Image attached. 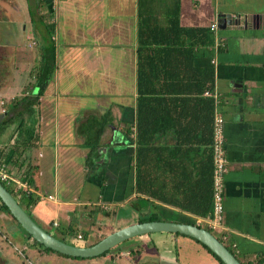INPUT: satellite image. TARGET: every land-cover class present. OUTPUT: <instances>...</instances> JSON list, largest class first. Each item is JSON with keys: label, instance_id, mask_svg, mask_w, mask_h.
Wrapping results in <instances>:
<instances>
[{"label": "crops", "instance_id": "1", "mask_svg": "<svg viewBox=\"0 0 264 264\" xmlns=\"http://www.w3.org/2000/svg\"><path fill=\"white\" fill-rule=\"evenodd\" d=\"M12 1L15 15L20 16L21 12L31 11L28 19L32 34L39 36L49 30L55 50V68L51 81L58 73L57 68L70 65L77 84L107 85L106 91L93 97L97 100L98 110L92 111L87 107L80 109L82 118L76 119L74 127L77 147L83 157L85 178L91 179L84 183L82 189V197L86 199L84 204L86 206L91 203L90 206L94 209H103L106 205V211L113 220L117 218V208L121 209V202L124 203L134 196L132 194L127 197L128 200L122 199L132 158V145L125 136L124 129L133 122L135 36L138 25L162 27L170 19H174L183 28H206L212 22L216 24L212 45L207 51L199 48L193 63L197 67L206 64L212 66L217 110L223 118L226 158V172L223 176V223L229 230L227 240L236 256L240 255L238 259L245 264H264V0ZM224 14H230V18H226ZM214 37L217 42H214ZM39 40L38 37L37 42ZM210 60L214 63L211 64ZM47 90H50V84L40 97L36 119L30 121V116H25V124L18 130L17 123L8 126L11 132L17 134L19 145L23 141L28 145V137L34 135L35 130L37 141L34 146L38 149L25 157H9V146L7 153L0 157V162L4 164L9 177L18 182L6 185L15 191L25 190L37 200L48 199L49 196V201L61 205L65 201L54 198L57 193L56 182L45 171L44 166L48 164L50 155L54 157L56 164L59 160H65L66 165L71 163L70 157L73 156L70 151L57 148L49 140L39 143L40 107L43 105L50 108L48 100L53 95L50 91L46 94ZM44 95L46 98H43ZM1 103L3 105V101H0V105ZM102 114H105V124L97 140L98 155L94 159H87L84 143L87 134L80 132V124H84L87 115L98 117ZM203 114L202 112L201 117L193 121L194 129L188 133V138L191 139L189 143L176 147L178 143L172 134L173 129L168 118L164 122L157 118V129L152 140L157 150L164 148L167 155L169 152L173 153L168 157L174 163L171 165L170 161L166 162L167 198L170 197L174 202L191 204L197 210L204 204V176L212 169L209 152L211 122ZM33 120H36L35 124ZM93 128L92 126L91 129ZM53 143L57 145L58 140ZM174 167L175 171L172 173ZM181 168L191 173L184 180L189 182L185 192L171 189L172 183L176 181L177 171ZM49 176L56 191L52 192L53 195L39 191L40 182L43 184ZM90 186L91 192L84 195ZM153 202L161 204L159 201ZM167 207L175 213L188 216L194 224L208 213L198 216L183 211L178 206ZM88 210L91 209H87V212ZM0 220L12 230L18 227L2 211ZM199 226L206 228L205 224ZM63 233L68 235L65 231ZM20 235L26 244L33 246L32 241L22 232ZM143 235H149L151 245L159 249L155 258L166 264L170 260L174 264L176 257L172 251L162 247L168 242L172 246L177 242L181 243L179 239L185 243L183 239H186L181 235L165 232ZM70 243L73 242L70 240ZM36 252L43 251L38 248ZM121 255L127 254L124 252Z\"/></svg>", "mask_w": 264, "mask_h": 264}, {"label": "trees", "instance_id": "2", "mask_svg": "<svg viewBox=\"0 0 264 264\" xmlns=\"http://www.w3.org/2000/svg\"><path fill=\"white\" fill-rule=\"evenodd\" d=\"M46 31L45 34L38 36L40 40L37 42L38 44L33 56L34 69L30 73L33 81L24 87L25 90L22 92L20 98L15 99L12 97L9 100L10 106L2 109L3 117L0 120V129L4 128L5 125L9 126L17 123L16 128L18 130L19 127H23L25 124L23 118L26 115L30 116V121L31 119H36L38 115L40 97L47 89L55 68L54 42L50 38L49 30L47 29ZM209 32L208 27H180L174 19H170L168 24L162 27L151 24H141L137 27L135 36V102L133 122L131 126L124 129V134L132 145V164L130 165L132 168V177H130L131 182H127L129 186L128 184L125 186L123 199L134 194L131 199L133 204L131 207L128 206L131 211L136 212L135 199L141 201L147 207L145 208L147 210L149 208V210L142 215H138V213L136 221L133 222L172 221L194 224L193 220L189 219L188 216L175 213L167 205L178 206L183 211L198 216H204L209 210L211 170L210 172H206L204 176L203 186L205 196L201 209H194L188 203L182 204L180 202H174L170 197L167 198L165 184L166 162L170 161L169 164L171 165L174 163L172 158H170L173 153L169 152L167 155L164 148L159 151L152 143L157 129L155 127L157 118L163 122L165 118H168L172 125V134L178 143L176 147L191 141L188 138V133L194 129L193 121L200 118L202 112L204 113L203 116L208 119V122H211L214 107L213 99L202 96V92L203 90L213 91V69L210 64L197 67L193 63V59L199 48L207 51L210 45H212L213 40ZM35 121L33 120L32 122L35 124ZM104 124L105 114L98 117L87 115L84 124H80V127H82L80 132L87 134V137L84 139L85 147L87 148V159H94L98 155L96 151L97 140ZM92 126L94 127L93 129H91ZM35 133L34 130V135L28 137L26 142L29 143L28 145L24 141L21 143L22 145H19L17 134L12 132L8 140V142L10 141L9 144H11V155L9 154V157L16 155L23 157L24 150L26 148H32L35 145L37 141V134ZM3 145H0V153ZM209 152L211 156L210 148ZM174 161L179 162V160ZM174 171L175 167L172 169V173ZM189 175L191 173L185 169H178L176 181L172 183L171 189L174 188L176 191L185 192L189 187L187 185L189 182H185L184 180ZM0 183L19 205V201L24 204L25 208H32L36 204L37 199L33 198L29 192L25 190L15 191L3 182ZM153 201H159L161 204H156ZM97 208L101 209L100 207ZM22 209L25 211L24 208ZM0 211L4 212L15 222L19 230L27 239L32 241L33 245L37 244L41 246V250L43 251L66 256L43 247L31 239L19 227L1 201ZM204 229L209 231L208 228L204 227ZM71 232L70 228L66 226L65 233L70 235ZM173 234L188 237L179 233ZM75 235L81 237V234L76 231ZM82 235L84 237V234ZM55 238L64 241L61 238ZM100 238L98 237L96 241ZM218 240L237 258L228 240L224 241L220 238ZM194 241L198 242L196 240ZM199 244L202 245L201 243ZM202 246L214 257L217 264H222L213 253L204 245ZM108 250L100 255H104ZM237 260L239 259L237 258ZM241 264L245 263L241 262Z\"/></svg>", "mask_w": 264, "mask_h": 264}, {"label": "rangeland", "instance_id": "3", "mask_svg": "<svg viewBox=\"0 0 264 264\" xmlns=\"http://www.w3.org/2000/svg\"><path fill=\"white\" fill-rule=\"evenodd\" d=\"M12 3V0H0V101H3L0 109L9 107V100L12 97L15 99L20 98L25 90L24 87L33 81L30 73L34 69L33 56L38 44V36L32 34L30 29L31 23L28 17L32 14L31 11L26 10V13L21 12L20 16H17L13 12ZM24 4H22L23 7ZM13 17L16 18V21L13 20ZM214 33L209 32L211 36H214ZM57 72L55 79H52L49 83L50 90L46 91V94L50 92L53 94L50 95L48 100L50 108L43 105L40 107L41 133L39 143L49 140L57 148L70 151L73 157H70L71 165L69 163L66 165L65 160H59L56 164L54 157L50 155L48 164L44 166V169L50 176L54 177L55 180L53 181L56 182L57 193H55V187L50 176L43 184L42 181L40 182L39 191L43 194H52L53 192L56 195L54 198L58 201H65V204H54L49 201V196H47L48 199H38L32 209L25 208L21 201L19 203L31 219L43 230L66 242L71 240L77 245H90L98 237H103L111 231L133 223V221H136L138 213V215H142L149 208L147 210V207L141 201L135 199V211L137 213L131 211L128 206L131 207L133 204L131 201L133 197L129 196L131 198L128 197L129 200L126 199L128 201L121 202V209L117 208V218L113 220L106 211V205L103 209H94L93 206H90L91 203L85 206L86 199L82 197V191H84L82 189L84 183L91 181V179L85 178L83 157L77 147L74 125L76 119L82 118L80 109L87 107L92 111L98 110L96 107L97 100L93 97H98L106 91L107 85L99 83L77 84L73 75V68L70 65L65 68H57ZM44 96L43 98H46V95ZM11 134L12 132L6 125L0 129V145L4 144L1 149V158L10 149L11 144H8V140ZM57 140L56 145L53 142H57ZM36 149L38 148L35 146L26 148L23 157L30 155V152H35ZM47 149L50 148L47 147ZM131 164L132 158L129 165ZM130 177H132L131 167H129L126 178L128 183L131 182ZM90 192L91 186L84 192V195H88ZM87 209L91 210L87 212ZM69 216H71L70 219ZM10 221L15 224L12 219ZM66 226L72 232L70 235L65 236L63 232L66 231ZM75 231L79 232L81 237L75 236ZM209 231L216 236L212 230ZM20 234L21 231L18 227L16 230H12L0 220V264H166L155 258V254H158L159 249L151 245L149 235H146L147 237L139 235L119 242L104 255L91 258H75L43 250L44 253H38L36 249L41 250V246L26 244ZM82 234H84V237ZM178 238L181 237L178 236ZM185 238L183 239L185 243H182V239H179L181 243L177 242L172 246V243L168 242L165 247H162L167 251H172L176 257V260H173L174 264H217L214 257L202 245L191 238ZM13 246L19 249L21 253L14 251ZM22 247H25V249ZM124 252L127 255H121ZM238 257L240 255H237ZM168 262L172 264L171 260Z\"/></svg>", "mask_w": 264, "mask_h": 264}, {"label": "water", "instance_id": "4", "mask_svg": "<svg viewBox=\"0 0 264 264\" xmlns=\"http://www.w3.org/2000/svg\"><path fill=\"white\" fill-rule=\"evenodd\" d=\"M230 18V14H224ZM3 114L0 113V120ZM0 201L7 208L9 214L19 227L31 239L57 253L75 257L91 258L100 255L114 245L131 237L153 233H179L188 236L213 253L222 264H241L239 260L208 230L195 224H186L172 221H143L133 222L111 231L90 245H76L61 241L39 227L22 209L13 196L0 183Z\"/></svg>", "mask_w": 264, "mask_h": 264}, {"label": "built area", "instance_id": "5", "mask_svg": "<svg viewBox=\"0 0 264 264\" xmlns=\"http://www.w3.org/2000/svg\"><path fill=\"white\" fill-rule=\"evenodd\" d=\"M210 32H215L216 24L210 23L208 26ZM214 42L217 39L214 37ZM213 64L214 61L210 60ZM202 96L211 97L213 99V112L211 121V140L209 148L211 150V184H210V207L207 215L204 218L196 220L195 225L205 224L206 228L212 230L217 239L220 238L224 241L228 239V228L223 223V176L226 172V158L223 146V118L217 110L216 93L209 90H203ZM0 182L5 184L13 183L18 184L14 179H11L6 171L3 163L0 162ZM19 187V186H17ZM78 238L79 235H76ZM25 249V247H22ZM14 251L21 253L19 249L13 246Z\"/></svg>", "mask_w": 264, "mask_h": 264}, {"label": "clouds", "instance_id": "6", "mask_svg": "<svg viewBox=\"0 0 264 264\" xmlns=\"http://www.w3.org/2000/svg\"><path fill=\"white\" fill-rule=\"evenodd\" d=\"M200 227V226H199Z\"/></svg>", "mask_w": 264, "mask_h": 264}]
</instances>
